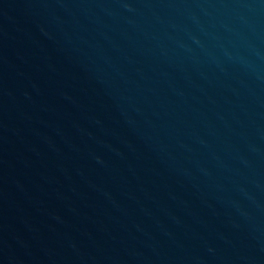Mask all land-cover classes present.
<instances>
[{
    "label": "water",
    "instance_id": "95a60500",
    "mask_svg": "<svg viewBox=\"0 0 264 264\" xmlns=\"http://www.w3.org/2000/svg\"><path fill=\"white\" fill-rule=\"evenodd\" d=\"M0 264H264V0H0Z\"/></svg>",
    "mask_w": 264,
    "mask_h": 264
}]
</instances>
